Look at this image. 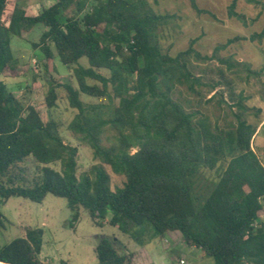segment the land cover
<instances>
[{
  "label": "trees",
  "instance_id": "1",
  "mask_svg": "<svg viewBox=\"0 0 264 264\" xmlns=\"http://www.w3.org/2000/svg\"><path fill=\"white\" fill-rule=\"evenodd\" d=\"M48 1L32 16L18 0H0V201L42 203L51 194L67 201L71 228L83 209L98 226L108 220L141 245L150 227L152 239L178 233L214 264H264V163L253 147L264 123L250 122L261 110L252 113L249 97L235 86L236 79L259 77L264 69L220 54L242 38L210 56L192 40L173 56L164 50L162 32L176 15L157 13L148 0ZM248 1L264 10V3ZM237 3L229 16L244 21ZM192 7L201 13L195 0ZM39 27L32 47L45 70L55 72L59 58L73 68L78 85H62L77 111L68 128L97 161L81 176L79 149L65 143L59 123L45 121L1 80L18 64L12 38L27 41ZM263 40L264 28L250 37ZM57 87L48 90V109L56 105ZM82 95L97 102L86 103ZM106 167L124 178L121 186L112 189ZM206 171L218 176L199 195L197 181ZM43 236L42 228H26L23 237L0 248V262L68 264L41 259ZM95 253L97 264H133L132 255L107 238Z\"/></svg>",
  "mask_w": 264,
  "mask_h": 264
},
{
  "label": "rangeland",
  "instance_id": "2",
  "mask_svg": "<svg viewBox=\"0 0 264 264\" xmlns=\"http://www.w3.org/2000/svg\"><path fill=\"white\" fill-rule=\"evenodd\" d=\"M18 1L32 16L38 15L44 4H49L48 0ZM148 1L157 13L176 15L175 23L162 32V45L171 55L186 50L192 40H197L195 48L202 55L210 56L217 46L240 37L242 40L228 46L220 54L223 57L234 56L237 61L250 64L254 71L260 72L264 69V40L250 41L254 33H260L264 28V10L261 4L238 0L236 12L243 17L244 21H241L229 16V7L233 0H195L201 13L192 7V0ZM256 1L264 3V0ZM41 33L42 29L39 27L27 41L12 38V50L18 64L14 71L3 74L1 80L15 96L25 97L30 105L38 109L45 121L53 119L59 123L65 143L79 149L77 175L81 176L97 161L93 158L91 148L83 144L68 128L77 111L70 107L62 85L69 84L75 88H78V85L73 68L63 65L59 58L55 61V72L45 70L40 52L32 47V43L39 41ZM81 64L88 66L87 59H82ZM102 73L110 76L109 71ZM243 77L246 79V74H243ZM235 83L236 89L249 97L248 106L255 109L252 113L257 109L261 110L258 117H250V122L264 123V72L259 77L248 80L236 79ZM51 85L60 87H57L58 100L55 107L48 109L46 97ZM81 100L86 103L97 102L96 99L85 95L81 96ZM218 114L216 112V115ZM253 147L264 163L262 124L253 140ZM53 167L57 170L60 168L58 164ZM106 170L111 176L112 189L123 184V177L114 175L108 167ZM217 176V171L202 173L197 181L196 193L206 194ZM71 215L67 201L51 194H48L42 203L20 197L10 198L6 203L0 201V248L16 238L23 237L25 229L32 227L44 229L41 255L44 262L97 264L95 247L102 238H107L115 244L120 253L131 254L133 264H181V260H184L185 264H214L213 259L201 250L186 245L178 233H170L162 239H152V230L149 227L142 236L145 245H141L128 233L110 226L108 220L100 221L103 226H98L83 209L80 210L78 222L71 228L68 224ZM260 216L264 220V212L260 213Z\"/></svg>",
  "mask_w": 264,
  "mask_h": 264
},
{
  "label": "built area",
  "instance_id": "3",
  "mask_svg": "<svg viewBox=\"0 0 264 264\" xmlns=\"http://www.w3.org/2000/svg\"><path fill=\"white\" fill-rule=\"evenodd\" d=\"M181 264H185V261L184 260H181V262H180Z\"/></svg>",
  "mask_w": 264,
  "mask_h": 264
},
{
  "label": "crops",
  "instance_id": "4",
  "mask_svg": "<svg viewBox=\"0 0 264 264\" xmlns=\"http://www.w3.org/2000/svg\"><path fill=\"white\" fill-rule=\"evenodd\" d=\"M43 229V228H42ZM44 230V229H43ZM42 252H43V250H42ZM41 255H42V253H41ZM41 259H42V256H41ZM43 260V259H42Z\"/></svg>",
  "mask_w": 264,
  "mask_h": 264
},
{
  "label": "water",
  "instance_id": "5",
  "mask_svg": "<svg viewBox=\"0 0 264 264\" xmlns=\"http://www.w3.org/2000/svg\"><path fill=\"white\" fill-rule=\"evenodd\" d=\"M0 264H6V263L0 262Z\"/></svg>",
  "mask_w": 264,
  "mask_h": 264
}]
</instances>
